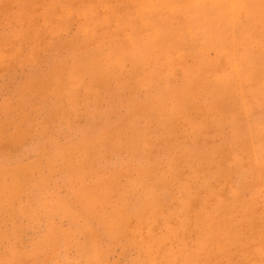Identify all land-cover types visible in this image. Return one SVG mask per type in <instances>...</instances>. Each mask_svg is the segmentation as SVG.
Returning <instances> with one entry per match:
<instances>
[{"label": "rangeland", "instance_id": "obj_1", "mask_svg": "<svg viewBox=\"0 0 264 264\" xmlns=\"http://www.w3.org/2000/svg\"><path fill=\"white\" fill-rule=\"evenodd\" d=\"M117 2L118 4H116ZM116 6L117 8H115ZM132 6L133 0H0V213L2 214H0V264H13L12 262H14V264H171L167 261L165 252L172 248L181 250L184 246L183 242L181 240L173 242L167 239L168 237H165L158 244H155L151 236L156 237L162 235L164 237L170 227L176 226L184 220L196 219L197 217L202 218L197 220L193 228L187 229L184 235L185 240L190 246L197 247V238L199 237L205 242L207 241V248L201 250L198 255H195L196 258H189L190 260L181 259L178 264H225V261L226 264H264V253H256L257 248H264V165H257V161L259 160L264 163L263 37H258L253 40L250 39L246 41L248 46L243 43L239 48L233 50L232 43L228 39L231 38L233 34L228 32L226 34L227 39L224 42L223 49L219 51L216 47H210L208 50H205V52L201 46L203 42L201 35L193 33V37L188 34L189 36L185 35V38L184 36L179 38L178 36L175 37V34H173L165 39V45L168 50L172 51V55H174L173 58L175 57V59H173L174 61L167 60L165 56H159L160 58L157 57L156 59L152 57L149 59L146 67L142 68L137 64L136 59H134V53H124V48H126L128 40L127 34H130V32L126 30L125 24H123V9L130 10ZM78 28L81 30H78ZM243 29V24L238 26L240 32H243ZM199 36L201 38H199ZM194 39L197 40L195 41ZM192 46L194 47L192 48ZM174 47L178 48V50ZM188 51L189 53H187ZM204 52L205 54H203ZM190 53L192 55L194 54V56H191ZM70 55L71 57H69ZM94 56L99 67L105 72L110 68L108 64H115L113 71L115 74L114 78H101V75L97 74L96 69L92 66ZM225 57L228 59H225ZM58 61L60 62L58 63ZM178 61L180 64H178ZM194 64L197 65V68L195 70L193 69L194 74L189 78V81H186L184 78L186 69ZM150 65H152V67ZM209 68L211 70H209ZM228 68H230L231 72ZM113 72L111 74L112 76ZM252 72L255 73L254 77L252 76L248 79L243 77V74L246 76L250 75ZM111 75L108 74V77H112ZM194 75H196V77ZM254 80L255 82H253ZM155 82L157 84H155ZM178 83H180V85H178ZM174 85L175 87L173 88ZM80 86H82V88ZM202 88H205L206 91ZM196 90L197 92H195ZM227 92L229 93L227 94ZM162 99L164 101H162ZM227 100L228 103L226 102ZM230 108H232V110ZM252 108L253 110H251ZM229 110L234 113H230ZM257 110L259 112H257ZM220 122L222 123L220 124ZM201 124L203 125L201 126ZM122 125H124V127ZM146 130L147 132H145ZM148 130L150 132H148ZM216 131L218 132L216 133ZM242 131L245 134H243ZM246 132L250 133L246 134ZM226 133L228 134L226 135ZM227 140L231 143L227 142ZM117 141L119 143H117ZM212 143H214V145H212ZM93 147H95V149ZM206 149H208V151ZM45 151H47V153ZM70 151L73 154H71ZM77 156H79V158ZM212 159H214V162ZM247 159L250 160L248 161ZM232 162L235 163L232 164ZM58 170L59 173H56ZM8 173L12 175L10 174L9 176ZM92 176H94V178ZM163 178L165 179L163 180ZM38 180L41 181L39 182ZM42 182L46 185L42 184ZM192 182L195 183L193 184ZM74 187L75 189H73ZM187 187H189V189ZM23 189L25 191H23ZM97 189H99V191ZM117 203H119V205ZM45 204L47 207H45ZM150 204H158L161 206L160 214L151 219L152 221L150 220V223L147 222V225L139 224L137 220L138 213L140 212L143 217L146 215L149 216ZM78 205L79 207H77ZM22 207L25 209H22ZM52 207L55 209H52ZM77 209H79L80 212ZM208 209L209 211H207ZM117 210H123L125 212L126 220L122 223L119 230L116 231L118 233H112L110 230L113 224L112 218ZM69 211L75 215L72 216ZM205 213L207 217L203 219ZM208 217H210V219ZM229 217L232 219L230 218V220ZM78 218H80V220ZM239 220H241V222H238ZM62 223L64 224L62 225ZM235 223L237 224L235 225ZM47 227L48 229H46ZM94 227L99 231L97 232ZM226 232L227 236L225 234ZM22 238L24 240H22ZM212 239L215 240L214 246L210 244V240ZM83 252H85V254ZM199 255H201L200 258L198 257ZM77 256L79 257L77 258ZM219 258L223 259L219 260ZM205 260L206 263H204Z\"/></svg>", "mask_w": 264, "mask_h": 264}, {"label": "bare ground", "instance_id": "obj_2", "mask_svg": "<svg viewBox=\"0 0 264 264\" xmlns=\"http://www.w3.org/2000/svg\"><path fill=\"white\" fill-rule=\"evenodd\" d=\"M25 1V0H24ZM119 1V0H118ZM131 1V0H130ZM41 2V1H40ZM44 2V1H43ZM43 2H42V4H43ZM127 2V1H126ZM33 3V2H32ZM47 3V2H46ZM82 3V2H81ZM86 3V2H85ZM129 3V2H128ZM38 4V3H37ZM36 4V5H37ZM80 4V3H79ZM116 4H118V2L116 3ZM123 4V3H122ZM126 4V3H125ZM109 5H110V3H109ZM82 6V5H81ZM98 6V5H97ZM127 6V5H126ZM125 6V7H126ZM28 7V6H27ZM63 7V6H62ZM23 8V7H22ZM56 8V7H55ZM59 8V7H58ZM113 8V7H112ZM115 8H117V6L115 7ZM120 8V7H119ZM131 8V7H130ZM42 9V8H41ZM44 9V8H43ZM50 9V8H49ZM103 9V8H102ZM31 10V9H30ZM115 10V9H114ZM49 11V10H48ZM57 11V10H56ZM96 11V10H95ZM110 11V10H109ZM59 12V11H58ZM122 12V11H121ZM121 12H120V14H121ZM43 13V12H42ZM66 13V12H65ZM108 13V12H107ZM115 13V12H114ZM79 14V13H78ZM97 14H98V12H97ZM110 14V13H109ZM112 14H113V12H112ZM48 16V15H47ZM114 16V15H113ZM82 17V16H81ZM102 17V16H101ZM118 17V16H117ZM123 18H124V23L123 24H125V27H126V30H128L129 32H130V34H127V36H128V40H127V44H126V48H124V53L125 52H130L131 54L132 53H134V55H133V57H135L134 59H136V62H137V64L140 66V67H142V68H145L146 67V65L148 64V61H149V59L150 58H157V57H159V56H165L166 57V59L167 60H173V59H175V57L173 58V56L174 55H172V51H170V50H168L166 47V41H165V39L166 38H168L169 36H171V35H173V34H175V37L176 36H178L179 38H182L183 36H184V38H185V35H190V36H192L193 37V33H197L198 35H201L202 36V39H203V42L201 43V46H202V48H203V50L205 51V50H208V48H210V47H216L217 49H219V51L221 50V49H223V46H224V42H225V40L227 39V33L228 32H231L233 35H232V37L231 38H228L230 41H231V43H232V46H233V50L234 49H237V48H239V46L240 45H242L243 43H245L246 44V41H248V40H253V39H255V38H258V37H263V39H264V0H133V6H132V8L130 9V10H125V9H123V16H122ZM43 18V17H42ZM80 18V17H79ZM52 19H53V17H52ZM62 19V18H61ZM102 19V18H101ZM111 19V18H110ZM44 20V19H43ZM55 20V19H54ZM59 20V19H58ZM104 20V19H103ZM42 21V20H41ZM48 21V20H47ZM94 21V20H93ZM67 23V22H66ZM71 23V22H70ZM58 24V23H57ZM99 24H101V23H99ZM241 24H243V26H244V29H243V32H240L239 30H238V26L239 25H241ZM104 25V24H103ZM107 25V24H106ZM50 27H52V26H50ZM97 27H98V25H97ZM124 27V28H125ZM242 27V26H241ZM58 28H59V26H58ZM102 28V27H101ZM117 29V28H116ZM62 30V29H61ZM78 30H81V29H79L78 28ZM95 30V29H94ZM105 30V29H104ZM34 31V30H33ZM63 31V30H62ZM77 31V30H76ZM112 32V31H111ZM117 32V31H116ZM74 33V32H73ZM77 33V32H76ZM84 33V32H83ZM99 33V32H98ZM104 33V32H103ZM115 33V32H114ZM72 34V33H71ZM91 34V33H90ZM105 34V33H104ZM109 34V33H108ZM25 35V34H24ZM120 35V34H119ZM188 35V36H189ZM58 36V35H57ZM89 36V35H88ZM104 36H106V35H104ZM53 37H55V36H53ZM77 37V36H76ZM90 37V36H89ZM230 37V36H229ZM44 38V37H43ZM59 38V37H58ZM99 38V37H98ZM100 38H101V36H100ZM118 38V37H117ZM116 38V39H117ZM199 38H201L200 36H199ZM23 39V38H22ZM56 39V38H55ZM81 39V38H80ZM90 39V38H89ZM173 39V38H172ZM178 39V38H177ZM76 40V39H75ZM98 40V39H97ZM96 40V41H97ZM108 40H110V39H108ZM179 40H181V39H179ZM195 40V39H194ZM197 40V39H196ZM195 40V41H196ZM12 41V40H11ZM57 41H60V40H57ZM187 41V40H186ZM263 41V40H262ZM42 42V41H41ZM69 42V41H68ZM73 42V41H72ZM103 42V41H102ZM175 42H176V38H175ZM255 42V41H254ZM26 43V42H25ZM24 43V44H25ZM120 43V42H119ZM251 43V42H250ZM81 44V43H80ZM79 44V45H80ZM98 44V43H97ZM175 44V43H174ZM195 44V43H194ZM200 44V43H199ZM229 44H230V42H229ZM264 44V43H263ZM13 45V44H12ZM102 45V44H101ZM177 45H178V43H177ZM176 45V46H177ZM197 45V44H196ZM247 46H248V44H246ZM250 45V44H249ZM20 46V45H19ZM50 46V45H49ZM65 46V45H64ZM88 46V45H87ZM201 46H200V48H201ZM227 46V45H226ZM251 46V45H250ZM16 47V46H15ZM57 47V46H56ZM60 47H62V46H60ZM122 47V46H121ZM183 47V46H182ZM190 47H191V45H190ZM194 46H192V48H193ZM198 47V46H197ZM261 47V46H260ZM263 47V46H262ZM72 48V47H71ZM70 48V49H71ZM75 48V47H74ZM78 48V47H77ZM176 50H178V48H176V47H174ZM187 48V47H186ZM227 48V47H226ZM253 48H255V47H253ZM53 49V48H52ZM69 49V48H68ZM67 49V50H68ZM116 49H118V48H116ZM172 49V48H171ZM188 49V48H187ZM190 49V48H189ZM262 49V48H261ZM64 50V49H63ZM192 50V49H191ZM199 50V49H198ZM210 50V49H209ZM226 50V49H225ZM13 51V50H12ZM73 51V50H72ZM213 51V50H212ZM227 51V50H226ZM230 51V50H229ZM246 51V50H245ZM257 51V50H256ZM63 52V51H62ZM121 52V51H120ZM123 52V51H122ZM194 52V51H193ZM197 53H199L198 51H196ZM206 52V51H205ZM205 52L203 53V54H205ZM211 52V51H210ZM234 52V51H233ZM248 52V51H247ZM75 53H76V51H75ZM116 53V52H115ZM118 53V52H117ZM130 53H127V54H130ZM136 53H137V56H136ZM187 53H189V51L187 52ZM14 54V53H13ZM98 54V53H97ZM178 54V53H177ZM181 54V53H180ZM186 54V53H185ZM191 54V53H190ZM202 54V55H203ZM213 54V53H212ZM218 54V53H217ZM219 54H221V53H219ZM246 54V53H245ZM35 55V54H34ZM57 55V54H56ZM76 55V54H75ZM207 55V54H206ZM227 55V54H226ZM240 55V54H239ZM250 55V54H249ZM35 56H37V55H35ZM58 56V55H57ZM100 56V55H99ZM119 56V55H118ZM129 56V55H128ZM191 56H194V54L192 55L191 54ZM197 56H198V54H197ZM222 56H224V55H222ZM230 56H232V55H230ZM69 57H71V55L69 56ZM107 57V56H106ZM185 57V56H184ZM199 57V56H198ZM227 57V56H226ZM225 57V59H228V58H226ZM249 57V56H248ZM264 57V56H263ZM77 58V57H76ZM94 58V61L92 62V66H93V68H95L96 69V71H97V74L98 75H101L100 77L101 78H114V67H115V64H113V63H110V64H108L109 66H110V68L108 69V70H106V72L104 71V70H102L100 67H99V65H98V63L95 61V56L93 57ZM102 58V57H101ZM108 58V57H107ZM119 58V57H118ZM132 58V57H131ZM130 58V59H131ZM160 58V57H159ZM193 58V57H192ZM197 58V57H196ZM207 58V57H206ZM57 59V58H56ZM72 59H74V58H72ZM122 59V58H121ZM204 59V58H203ZM220 59V58H219ZM230 59V58H229ZM254 59V58H253ZM64 60H66V59H64ZM80 60V59H79ZM118 60V59H117ZM158 60V59H157ZM165 60V59H164ZM177 60H178V58H177ZM176 60V61H177ZM188 60V59H187ZM233 60V59H232ZM231 60V61H232ZM244 60V59H243ZM68 61V60H67ZM92 61V60H91ZM98 61V60H97ZM134 61V60H133ZM163 61V60H162ZM174 61V60H173ZM183 61V60H182ZM204 61V60H203ZM217 61V60H216ZM229 61V60H228ZM228 61H227V66H228ZM60 61H58V63H59ZM62 62V61H61ZM73 62V61H72ZM81 62V61H80ZM86 62V61H85ZM104 62V61H103ZM155 62V61H154ZM158 62V61H157ZM179 62V61H178ZM177 62V63H178ZM183 62H185V61H183ZM198 62V61H197ZM207 62H209V61H207ZM243 62V61H242ZM246 62H247V60H246ZM245 62V63H246ZM262 62V61H261ZM102 63V62H101ZM206 63V62H205ZM211 63V62H210ZM217 63V62H216ZM219 63V62H218ZM244 63V64H245ZM60 64H62V63H60ZM64 64H65V62H64ZM89 64V63H88ZM169 64V63H168ZM178 64H180V62L178 63ZM192 64H193V62H192ZM197 64V63H196ZM264 64V63H263ZM58 65V64H57ZM121 65V64H120ZM122 65H123V63H122ZM203 65V64H202ZM215 65H217V64H215ZM222 65V64H221ZM231 65V64H230ZM251 65V64H250ZM56 66V65H55ZM74 66H76V65H74ZM151 67H152V65H150ZM181 66V65H180ZM186 66V65H185ZM204 66V65H203ZM207 66V65H206ZM234 66V65H233ZM241 66V65H240ZM245 66V65H244ZM259 66V65H258ZM68 67H69V65H68ZM80 67V66H79ZM104 67V66H103ZM106 67V66H105ZM132 67V66H131ZM188 67V66H187ZM205 67V66H204ZM226 67V66H225ZM239 67V66H238ZM66 68V67H65ZM92 68V67H91ZM169 68V67H168ZM182 68V67H181ZM186 68V67H185ZM197 68V65H193V66H191L190 68H187L186 69V74H184V78H185V80L186 81H189V78L194 74L193 72H194V70ZM199 68V67H198ZM224 68V67H223ZM79 69V68H78ZM86 69H87V67H86ZM120 69V68H119ZM126 69H128V68H126ZM135 69V68H134ZM175 69V68H174ZM184 69V68H183ZM194 69V70H193ZM216 69H218V68H216ZM222 69V68H221ZM221 69H220V71H221ZM229 69V71H230V68H228ZM243 69V68H242ZM58 70V69H57ZM69 70V69H68ZM88 70V69H87ZM116 70V69H115ZM124 70V69H123ZM122 70V71H123ZM132 70V69H131ZM150 70V69H149ZM159 70V69H158ZM177 70V69H176ZM208 70V69H207ZM209 70H211L210 68H209ZM239 70H241V69H239ZM238 70V71H239ZM256 70V69H255ZM60 71V70H59ZM135 71V70H134ZM133 71V72H134ZM185 71V70H184ZM225 71V70H224ZM234 71H236V70H234ZM67 72V71H66ZM79 72H80V70H79ZM112 72H113V76L111 75L112 74ZM152 72H153V69H152ZM170 72V71H169ZM168 72V73H169ZM178 72V71H177ZM182 72V71H181ZM180 72V73H181ZM207 72V71H206ZM223 72V71H222ZM231 72V71H230ZM244 72H246V71H244ZM257 72H258V70H257ZM256 72V73H257ZM261 72H263V71H261ZM120 73V72H119ZM155 73V72H154ZM154 73H152V74H154ZM167 73V72H166ZM171 73H172V71H171ZM247 73V72H246ZM39 74V73H38ZM71 74V73H70ZM69 74V75H70ZM81 74V73H80ZM108 74L109 75H111L112 77H108ZM143 74V73H142ZM165 74V73H164ZM163 74V75H164ZM179 74V73H178ZM206 74V73H205ZM204 74V75H205ZM210 74V73H209ZM249 74V73H248ZM67 75V74H66ZM69 75H68V77H69ZM117 75V74H116ZM135 75H136V73H135ZM144 75V74H143ZM142 75V76H143ZM176 75V74H175ZM197 75V74H196ZM196 75H194L195 77H196ZM245 74H243V77L244 78H249V77H254V75H255V73H251L250 75H246V76H244ZM257 75V74H256ZM258 75H259V73H258ZM263 75H264V73H263ZM60 76V75H59ZM78 76V75H77ZM83 76V75H82ZM138 76V75H137ZM141 76V75H140ZM145 76V75H144ZM182 76V75H181ZM222 76V75H221ZM229 76V75H228ZM235 76V75H234ZM238 76V75H237ZM241 76V75H240ZM32 77V76H31ZM57 77V76H56ZM134 77V76H133ZM150 77V76H149ZM232 77V76H231ZM92 78H94V77H92ZM126 78V77H125ZM135 78V77H134ZM141 78V77H140ZM145 78V77H144ZM151 78V77H150ZM169 78V77H168ZM173 78V77H172ZM205 78H207V77H205ZM213 78V77H212ZM238 78V77H237ZM256 78V77H255ZM257 78H258V76H257ZM260 78V77H259ZM67 79V78H66ZM137 79V78H136ZM156 79V78H155ZM162 79V78H161ZM166 79V78H165ZM175 79V78H174ZM179 79V78H178ZM196 79V78H195ZM209 79H210V77H209ZM215 79V78H214ZM236 79V78H235ZM241 79H242V77H241ZM100 80V79H99ZM142 80V79H141ZM208 80V79H207ZM211 80V79H210ZM48 81V80H47ZM70 81V80H69ZM82 81V80H81ZM94 81V80H93ZM120 81V80H119ZM118 81V82H119ZM150 81V80H149ZM174 81V80H173ZM183 81V80H182ZM185 81V82H186ZM203 81V80H202ZM222 81V80H221ZM232 81V80H231ZM241 81V80H240ZM243 81V80H242ZM247 81V80H246ZM252 81V80H251ZM258 81V80H257ZM260 81V80H259ZM99 82V81H98ZM121 82V81H120ZM210 82V81H209ZM216 82V81H215ZM217 82H219V81H217ZM249 82V81H248ZM253 82H255V80L253 81ZM252 82V83H253ZM261 82V81H260ZM92 83V82H91ZM107 83V82H106ZM117 83V82H116ZM122 83V82H121ZM137 83V82H136ZM152 83V82H151ZM187 83V82H186ZM207 83H208V81H207ZM212 83V82H211ZM228 83V82H227ZM247 83V82H246ZM87 84V83H86ZM108 84V83H107ZM117 84H120V83H117ZM116 84V85H117ZM155 84H157L156 82H155ZM177 84V83H176ZM184 84V83H183ZM201 84V83H200ZM203 84V83H202ZM221 84V83H220ZM224 84V83H223ZM229 84V83H228ZM244 84V83H243ZM258 84V83H257ZM83 85H85V84H83ZM89 85H90V83H89ZM123 85V84H122ZM129 85V84H128ZM134 85V84H133ZM151 85V84H150ZM160 85V84H159ZM178 85H180V83H178ZM181 85H182V83H181ZM225 85V84H224ZM231 85V84H230ZM229 85V86H230ZM245 85V84H244ZM249 85V84H248ZM261 85V84H260ZM23 86V85H22ZM25 86V85H24ZM92 86V85H91ZM95 86V85H94ZM100 86V85H99ZM111 86V85H110ZM172 86V85H171ZM177 86V85H176ZM197 86V85H196ZM221 86V85H220ZM226 86V85H225ZM228 86V85H227ZM232 86V85H231ZM230 86V87H231ZM257 86V85H256ZM65 87V86H64ZM79 87V86H78ZM81 88H82V86H80ZM108 87V86H107ZM124 87V86H123ZM127 87V86H126ZM144 87H146V86H144ZM175 87V85L173 86V88ZM195 87V86H194ZM200 87H201V85H200ZM208 87V86H207ZM210 87H211V85H210ZM242 87V86H241ZM89 88H91V87H89ZM156 88V87H155ZM161 88V87H160ZM177 88V87H176ZM197 88H199V87H197ZM227 88V87H226ZM234 88V87H233ZM246 88V87H245ZM65 89V88H64ZM77 89V88H76ZM123 89H125V88H123ZM145 89V88H144ZM179 89V88H178ZM189 89V88H188ZM202 89H204L205 90V88H202ZM202 89H201V91H202ZM210 89V88H209ZM216 89V88H215ZM223 89V88H222ZM231 89V88H230ZM262 89V88H261ZM264 89V88H263ZM59 90V89H58ZM66 90V89H65ZM64 90V91H65ZM91 90V89H90ZM116 90V89H115ZM127 90V89H126ZM151 90V89H150ZM211 90V89H210ZM236 90H237V88H236ZM235 90V91H236ZM239 90V89H238ZM15 91V90H14ZM63 91V92H64ZM82 91V90H81ZM128 91V90H127ZM130 91V90H129ZM141 91H142V89H141ZM140 91V92H141ZM154 91H156V90H154ZM158 91V90H157ZM192 91V90H191ZM206 91V90H205ZM215 91V90H214ZM227 91V90H226ZM230 91V90H229ZM243 91V90H242ZM260 91V90H259ZM15 92H17V91H15ZM194 92V91H193ZM195 92H197V90L195 91ZM232 92V91H231ZM247 92V91H246ZM257 92H258V90H257ZM24 93V92H23ZM34 93V92H33ZM111 93V92H110ZM138 93V92H137ZM145 93H146V91H145ZM213 93V92H212ZM217 93H219V92H217ZM220 93H221V91H220ZM219 93V94H220ZM229 92H227V94H228ZM242 93V92H241ZM240 93V94H241ZM254 93V92H253ZM21 94V93H20ZM19 94V95H20ZM49 94V93H48ZM52 94V93H51ZM60 94V93H59ZM84 94V93H83ZM91 94V93H90ZM171 94V93H170ZM187 94V93H186ZM197 94V93H196ZM231 94H235V93H231ZM44 95V94H43ZM76 95V94H75ZM102 95V94H101ZM100 95V96H101ZM110 95V94H109ZM130 95V94H129ZM166 95V94H165ZM164 95V96H165ZM175 95V94H174ZM189 95V94H188ZM221 95V94H220ZM224 95V94H223ZM226 95V94H225ZM250 95V94H249ZM255 95V94H254ZM258 95V94H257ZM261 95V94H260ZM22 96V95H21ZM63 96V95H62ZM74 96V95H73ZM72 96V97H73ZM84 96V95H83ZM87 96V95H86ZM104 96V95H103ZM106 96V95H105ZM126 96V95H125ZM137 96V95H136ZM151 96V95H150ZM150 96H149V98H150ZM184 96V95H183ZM218 96V95H217ZM229 96V95H228ZM248 96V95H247ZM50 97V96H49ZM81 97V96H80ZM138 97V96H137ZM152 97V96H151ZM170 97V96H169ZM199 97V96H198ZM220 97V96H219ZM232 97V96H231ZM250 97V96H249ZM260 97V96H259ZM130 98V97H129ZM134 98V97H133ZM157 98H160V97H157ZM161 98H162V96H161ZM164 98V97H163ZM195 98V97H194ZM214 98V97H213ZM227 98V97H226ZM253 98V97H252ZM262 98H263V96H262ZM62 99V98H61ZM100 99V98H99ZM182 99V98H181ZM201 99V98H200ZM220 99V98H219ZM224 99V98H223ZM223 99H221V100H223ZM241 99V98H240ZM249 99V98H248ZM257 99H258V97H257ZM260 99V98H259ZM46 100H47V98H46ZM154 100V99H153ZM194 100V99H193ZM210 100V99H209ZM216 100V99H215ZM233 100V99H232ZM242 100H243V98H242ZM250 100H252V99H250ZM99 101V100H98ZM101 101V100H100ZM129 101V100H128ZM143 101V100H142ZM162 101H164L163 99H162ZM181 101V100H180ZM186 101V100H185ZM237 101V100H236ZM263 101V100H262ZM141 102V101H140ZM144 102V101H143ZM204 102V101H203ZM211 102V101H210ZM214 102V101H213ZM213 102H212V104H213ZM220 102V101H219ZM222 102V101H221ZM227 103H228V100L226 101ZM249 102V101H248ZM264 102V101H263ZM70 103V102H69ZM72 103V102H71ZM112 103V102H111ZM123 103H124V101H123ZM122 103V104H123ZM137 103V102H136ZM148 103V102H147ZM215 103V102H214ZM231 103V102H230ZM234 103H235V100H234ZM240 103V102H239ZM140 104V103H139ZM143 104V103H142ZM200 104V103H199ZM201 104H202V102H201ZM226 104V103H225ZM257 104V103H256ZM64 105V104H63ZM120 105V104H119ZM171 105V104H170ZM169 105V106H170ZM219 105H220V103H219ZM219 105H216V106H219ZM227 105V104H226ZM230 105V104H229ZM244 105V104H243ZM264 105V104H263ZM44 106V105H43ZM62 106V105H61ZM122 106V105H121ZM137 106H138V104H137ZM208 106V105H207ZM213 106V105H212ZM215 106V107H216ZM222 106V105H221ZM224 106V105H223ZM237 106V105H236ZM46 107V106H45ZM85 107V106H84ZM133 107V106H132ZM173 107V106H172ZM231 107H233V106H231ZM115 108H117V107H115ZM207 108V107H206ZM211 108V107H210ZM46 109H47V107H46ZM56 109V108H55ZM73 109V108H72ZM105 109V108H104ZM129 109H131V108H129ZM151 109V108H150ZM189 109V108H188ZM195 109V108H194ZM225 109V108H224ZM231 110H232V108H230ZM257 109V108H256ZM52 110V109H51ZM57 110V109H56ZM71 110V109H70ZM97 110V109H96ZM121 110V109H120ZM170 110V109H169ZM168 110V111H169ZM193 110V109H192ZM191 110V111H192ZM208 110V109H207ZM226 110V109H225ZM234 110V109H233ZM243 110H244V108H243ZM248 110V109H247ZM251 110H253V108L251 109ZM258 110H260V109H258ZM257 110V112H259ZM92 111H93V109H92ZM118 111V110H117ZM173 111V110H172ZM174 111H175V109H174ZM200 111V110H199ZM202 111V110H201ZM209 111V110H208ZM212 111V110H211ZM235 111V110H234ZM256 110L254 109V112H255ZM57 112V111H56ZM177 112V111H176ZM229 112H230V110H229ZM241 112V111H240ZM139 113V112H138ZM174 113V112H173ZM172 113V114H173ZM183 113V112H182ZM195 113H197V112H195ZM209 113V112H208ZM221 113V112H220ZM230 113H234V112H230ZM248 113V112H247ZM256 113V112H255ZM65 114V113H64ZM70 114V113H69ZM91 114V113H90ZM95 114V113H94ZM117 114V113H116ZM119 114V113H118ZM124 114V113H123ZM184 114V113H183ZM223 114V113H222ZM236 114H238V113H236ZM251 114V113H250ZM249 114V115H250ZM260 114V113H259ZM30 115V114H29ZM53 115V114H52ZM58 115V114H57ZM130 115V114H129ZM147 115V114H146ZM228 115V114H227ZM242 115H243V113H242ZM255 115V114H254ZM254 115H253V118H254ZM25 116V115H24ZM54 116V115H53ZM63 116H65V115H63ZM120 116V115H119ZM118 116V117H119ZM145 116V115H144ZM144 116H142V117H144ZM161 116H163V115H161ZM175 116V115H174ZM173 116V117H174ZM180 116V115H179ZM201 116V115H200ZM208 116V115H207ZM213 116V115H212ZM224 116H226V115H224ZM237 116V115H236ZM256 116V115H255ZM46 117V116H45ZM55 117H57V116H55ZM106 117V116H105ZM164 117V116H163ZM162 117V118H163ZM218 117V116H217ZM227 117V116H226ZM229 117V116H228ZM48 118H50V117H48ZM157 118V117H156ZM234 118H235V116H234ZM243 118V117H242ZM32 119V118H31ZM72 119V118H71ZM113 119V118H112ZM200 119V118H199ZM226 119V118H225ZM240 119H241V117H240ZM26 120V119H25ZM50 120V119H49ZM84 120V119H83ZM134 120V119H133ZM198 120V119H197ZM216 120H218V119H216ZM259 120V119H258ZM43 121V120H42ZM70 121V120H69ZM74 121V120H73ZM110 121V120H109ZM135 121V120H134ZM150 121V120H149ZM193 121V120H192ZM202 121V120H201ZM208 121V120H207ZM242 121V120H241ZM35 122V121H34ZM41 122V121H40ZM83 122V121H82ZM204 122V121H203ZM230 122V121H229ZM235 122H236V119H235ZM243 122V121H242ZM44 123V122H43ZM47 123V122H46ZM123 123V122H122ZM138 123V122H137ZM153 123V122H152ZM193 123H194V121H193ZM197 123V122H196ZM199 123V122H198ZM208 123V122H207ZM212 123V122H211ZM219 123V122H218ZM217 123V124H218ZM222 122H220V124H221ZM240 123V122H239ZM264 123V122H263ZM20 124V123H19ZM32 124V123H31ZM70 124V123H69ZM100 124V123H99ZM115 124V123H114ZM33 125V124H32ZM43 125V124H42ZM96 125V124H95ZM106 125V124H105ZM153 125H154V123H153ZM158 125V124H157ZM156 125V126H157ZM161 125V124H160ZM203 124H201V126H202ZM210 125V124H209ZM248 125V124H247ZM261 125V124H260ZM74 126V125H73ZM93 126V125H92ZM91 126V127H92ZM123 127H124V125H122ZM196 126V125H195ZM214 126V125H213ZM220 126V125H219ZM238 126V125H237ZM47 127V126H46ZM110 127V126H109ZM200 127V126H199ZM206 127V126H205ZM224 127V126H223ZM39 128V127H38ZM43 128V127H42ZM92 128H94V127H92ZM102 128V127H101ZM133 128V127H132ZM131 128V129H132ZM135 128V127H134ZM237 128V127H236ZM245 128V127H244ZM247 128V127H246ZM251 128V127H250ZM21 129V128H20ZM28 129V128H27ZM34 129V128H33ZM49 129V128H48ZM111 129V128H110ZM118 129V128H117ZM116 129V130H117ZM120 129V128H119ZM142 129V128H141ZM214 129V128H213ZM217 129V128H216ZM222 129V128H221ZM230 129V128H229ZM243 129V128H242ZM260 129V128H259ZM81 130H83V129H81ZM105 130V129H104ZM114 130V129H113ZM125 130H127V129H125ZM163 130V129H162ZM199 130V129H198ZM237 130V129H236ZM31 131V130H30ZM35 131H36V128H35ZM52 131V130H51ZM141 131V130H140ZM159 131V130H158ZM220 131V130H219ZM238 131V130H237ZM246 131V130H245ZM249 131V130H248ZM255 131V130H254ZM261 131H263V130H261ZM55 132V131H54ZM53 132V133H54ZM96 132V131H95ZM103 132V131H102ZM120 132V131H119ZM143 132V131H142ZM141 132V133H142ZM145 132H147V130L145 131ZM148 132H150L149 130H148ZM183 132V131H182ZM191 132H192V130H191ZM201 132V131H200ZM209 132V131H208ZM214 132V131H213ZM218 131H216V133H217ZM243 132V131H242ZM259 132V131H258ZM96 133H99V132H96ZM132 133V132H131ZM144 133V132H143ZM152 133V132H151ZM190 133V132H189ZM198 133V132H197ZM225 133V132H224ZM237 133V132H236ZM250 132H246V134H249ZM15 134V133H14ZM29 134V133H28ZM44 134V133H43ZM114 134H116V133H114ZM134 134H136V133H134ZM157 134V133H156ZM159 134V133H158ZM161 134V133H160ZM205 134V133H204ZM212 134V133H211ZM228 133H226V135H227ZM242 134V133H241ZM240 134V135H241ZM243 134H245L244 132H243ZM254 134H255V132H254ZM261 134V133H260ZM25 135V134H24ZM39 135V134H38ZM41 135H42V132H41ZM91 135V134H90ZM94 135V134H93ZM98 135V134H97ZM105 135V134H104ZM200 135V134H199ZM209 135V134H208ZM225 135V136H226ZM238 135V134H237ZM250 135H252V134H250ZM257 135V134H256ZM20 136V135H19ZM52 136V135H51ZM99 136H101V135H99ZM113 136V135H112ZM133 136H136V135H133ZM25 137V136H24ZM89 137V136H88ZM118 137H120V136H118ZM125 137V136H124ZM160 137V136H159ZM222 137V136H221ZM234 137H235V135H234ZM233 137V138H234ZM236 137H238V136H236ZM250 137V136H249ZM257 137V136H256ZM261 137V136H260ZM16 138V137H15ZM58 138V137H57ZM90 138V137H89ZM111 138V137H110ZM115 138V137H114ZM215 138V137H214ZM213 138V139H214ZM219 138V137H218ZM240 138V137H239ZM258 138V137H257ZM262 138V137H261ZM261 138H259V139H261ZM85 139V138H84ZM125 139V138H124ZM130 139V138H129ZM139 139H140V137H139ZM152 139V138H151ZM159 139V138H158ZM176 139V138H175ZM246 139V138H245ZM19 140V139H18ZM113 140V139H112ZM187 140V139H186ZM196 140V139H195ZM228 140H229V137H228ZM227 140V142H229ZM238 140V139H237ZM243 140V139H242ZM29 141V140H28ZM47 141V140H46ZM54 141V140H53ZM75 141V140H74ZM124 141V140H123ZM158 141V140H157ZM205 141V140H204ZM203 141V142H204ZM233 141V140H232ZM247 141V140H246ZM257 141H258V139H257ZM256 141V142H257ZM30 142V141H29ZM67 142V141H66ZM76 142V141H75ZM81 142V141H80ZM88 142V141H87ZM91 142V141H90ZM100 142V141H99ZM179 142V141H178ZM189 142H190V140H189ZM212 142H214V141H212ZM219 142V141H218ZM217 142V143H218ZM226 142V141H225ZM238 142V141H237ZM242 142V141H241ZM240 142V143H241ZM264 142V141H263ZM262 142V143H263ZM21 143V142H20ZM48 143V142H47ZM74 143V142H73ZM105 143V142H104ZM117 143H119L118 141H117ZM128 143V142H127ZM130 143V142H129ZM132 143V142H131ZM149 143V142H148ZM208 143V142H207ZM229 143H231V142H229ZM233 143V142H232ZM246 143V142H245ZM14 144V143H13ZM65 144V143H64ZM83 144V143H82ZM81 144V145H82ZM126 144V143H125ZM147 144V143H146ZM151 144V143H150ZM198 144V143H197ZM234 144V143H233ZM242 144V143H241ZM259 144V143H258ZM257 144V145H258ZM43 145H44V143H43ZM52 145V144H51ZM60 145V144H59ZM68 145V144H67ZM120 145V144H119ZM122 145V144H121ZM129 145V144H128ZM134 145V144H133ZM136 145V144H135ZM164 145H166V144H164ZM178 145V144H177ZM184 145V144H183ZM190 145V144H189ZM212 145H214V143H212ZM247 145V144H246ZM251 145V144H250ZM47 146V145H46ZM65 146V145H64ZM73 146V145H72ZM80 146V145H79ZM87 146V145H86ZM105 146V145H104ZM163 146V145H162ZM173 146V145H172ZM187 146V145H186ZM200 146V145H199ZM203 146V145H202ZM205 146V145H204ZM203 146V147H204ZM221 146H222V144H221ZM229 146V145H228ZM240 146V145H239ZM54 147V146H53ZM85 147V146H84ZM109 147V146H108ZM138 147V146H137ZM143 147V146H142ZM179 147V146H178ZM198 147V146H197ZM206 147V146H205ZM45 148V147H44ZM48 148V147H47ZM62 148H64V147H62ZM94 149H95V147H93ZM105 148V147H104ZM116 148V147H115ZM128 148V147H127ZM148 148V147H147ZM154 148V147H153ZM152 148V149H153ZM209 148V147H208ZM211 148H212V146H211ZM213 148H214V146H213ZM216 148V147H215ZM222 148V147H221ZM232 148V147H231ZM238 148V147H237ZM249 148V147H248ZM68 149V148H67ZM74 149V148H73ZM80 149V148H79ZM82 149V148H81ZM106 149V148H105ZM162 149V148H161ZM227 149V148H226ZM239 149V148H238ZM250 149V148H249ZM262 149H263V147H262ZM71 150H72V147H71ZM84 150V149H83ZM91 150H93V149H91ZM132 150V149H131ZM136 150V149H135ZM143 150V149H142ZM164 150H166V149H164ZM175 150V149H174ZM182 150V149H181ZM196 150H198V149H196ZM207 151H208V149H206ZM215 150V149H214ZM231 150V149H230ZM264 150V149H263ZM58 151V150H57ZM61 151H62V149H61ZM66 151V150H65ZM74 151V150H73ZM133 151H134V149H133ZM172 151V150H171ZM222 151V150H221ZM220 151V152H221ZM224 151V150H223ZM245 151H247V150H245ZM249 151V150H248ZM250 151H251V149H250ZM41 152H42V150H41ZM46 153H47V151H45ZM49 152V151H48ZM71 152V151H70ZM115 152V151H114ZM123 152V151H122ZM131 152V151H130ZM140 152V151H139ZM155 152V151H154ZM153 152V153H154ZM161 152V151H160ZM168 152V151H167ZM177 152V151H176ZM217 152V151H216ZM225 152V151H224ZM228 152V151H227ZM45 153V154H46ZM75 153V152H74ZM86 153V152H85ZM96 153H97V151H96ZM128 153V152H127ZM152 153V154H153ZM203 153H205V152H203ZM214 153V152H213ZM226 153V152H225ZM246 153V152H245ZM50 154V153H49ZM71 154H73L72 152H71ZM70 154V155H71ZM76 154H78V153H76ZM82 154H84V153H82ZM89 154V153H88ZM109 154V153H108ZM135 154V153H134ZM133 154V155H134ZM152 154H151V156H152ZM164 154V153H163ZM184 154H185V152H184ZM195 154V153H194ZM202 154V153H201ZM253 154V153H252ZM55 155V154H54ZM95 155V154H94ZM131 155V154H130ZM146 155H147V153H146ZM166 155V154H165ZM172 155V154H171ZM175 155V154H174ZM187 155V154H186ZM226 155H227V153H226ZM225 155V156H226ZM260 155V154H259ZM41 156V155H40ZM73 156V155H72ZM86 156V155H85ZM105 156V155H104ZM110 156V155H109ZM138 156V155H137ZM141 156V155H140ZM139 156V157H140ZM144 156V155H143ZM173 156V155H172ZM183 156V155H182ZM187 156H189V155H187ZM193 156V155H192ZM202 156H203V154H202ZM210 156V155H209ZM214 156V155H213ZM221 156V155H220ZM223 156V155H222ZM224 156V157H225ZM244 156V155H243ZM247 156H248V154H247ZM250 156V155H249ZM50 157V156H49ZM78 158H79V156H77ZM92 157V156H91ZM228 157V156H227ZM36 158V157H35ZM42 158H43V155H42ZM50 158H52V157H50ZM54 158H56V157H54ZM53 158V159H54ZM66 158V157H65ZM82 158V157H81ZM95 158V157H94ZM134 158V157H133ZM165 158V157H164ZM170 158V157H169ZM188 158V157H187ZM200 158V157H199ZM204 158V157H203ZM230 158V157H229ZM242 158V157H241ZM247 158V157H246ZM260 158V157H259ZM62 159V158H61ZM70 159V158H69ZM83 159V158H82ZM91 159V158H90ZM89 159V160H90ZM92 159H93V157H92ZM102 159V158H101ZM110 159V158H109ZM222 159V158H221ZM235 159V158H234ZM261 159V158H260ZM63 160H64V158H63ZM95 160V159H94ZM98 160V159H97ZM149 160V159H148ZM165 160V159H164ZM170 160V159H169ZM204 160H205V158H204ZM213 160V162H214V159H212ZM216 160V159H215ZM219 160V159H218ZM217 160V161H218ZM228 160V159H227ZM233 160V159H232ZM237 160V159H236ZM248 160V159H247ZM250 160V159H249ZM248 160V161H249ZM62 161V160H61ZM146 161V160H145ZM171 161V160H170ZM175 161V160H174ZM193 161V160H192ZM223 161V160H222ZM42 162V161H41ZM80 162V161H79ZM78 162V163H79ZM95 162H97V161H95ZM172 162V161H171ZM191 162V161H190ZM207 162V161H206ZM211 162V161H210ZM209 162V163H210ZM220 162V161H219ZM252 162H253V160H252ZM32 163V162H31ZM62 163H63V161H62ZM66 163H68V162H66ZM66 163H64V164H66ZM73 163V162H72ZM153 163V162H152ZM167 163V162H166ZM173 163V162H172ZM178 163V162H177ZM176 163V164H177ZM180 163V162H179ZM183 163V162H182ZM221 163V162H220ZM235 163V162H234ZM233 162H232V164H234ZM255 163V162H254ZM17 164V163H16ZM29 164V163H28ZM38 164V163H37ZM36 164V165H37ZM46 164V163H45ZM48 164V163H47ZM80 164V163H79ZM91 164V163H90ZM147 164V163H146ZM145 164V165H146ZM149 164V163H148ZM154 164V163H153ZM175 164V163H174ZM189 164V163H188ZM202 164V163H201ZM214 164V163H213ZM224 164V163H223ZM231 164V163H230ZM237 164H239V163H237ZM242 164V163H241ZM14 165V164H13ZM35 165V164H34ZM54 165H56V164H54ZM62 165V164H61ZM87 165V164H86ZM158 165V164H157ZM191 165V164H190ZM209 165V164H208ZM212 165V164H211ZM257 165H259V166H262V165H264V163L262 162V161H257ZM12 166V165H11ZM91 166V165H90ZM94 166V165H93ZM97 166V165H96ZM124 166V165H123ZM129 166V165H128ZM156 166V165H155ZM176 166V165H175ZM182 166V165H181ZM187 166V165H186ZM226 166V165H225ZM241 166V165H240ZM240 166H238V167H240ZM22 167V166H21ZM44 167V166H43ZM55 167V166H54ZM58 167V166H57ZM131 167H132V165H131ZM139 167V166H138ZM195 167V166H194ZM201 167V166H200ZM257 167V166H256ZM20 168V167H19ZM18 168V169H19ZM52 168V167H51ZM50 168V169H51ZM66 168V167H65ZM76 168V167H75ZM91 168V167H90ZM133 168V167H132ZM171 168V167H170ZM183 168H184V166H183ZM188 168V167H187ZM204 168V167H203ZM210 168H211V166H210ZM254 168V167H253ZM13 169V168H12ZM49 169V168H48ZM64 169V168H63ZM69 169V168H68ZM79 169V168H78ZM87 169V168H86ZM113 169V168H112ZM119 169V168H118ZM140 169V168H139ZM192 169V168H191ZM236 169V168H235ZM237 169H239V168H237ZM7 170H8V168H7ZM20 170V169H19ZM45 170V169H44ZM61 170V169H60ZM92 170V169H91ZM156 170V169H155ZM168 170V169H167ZM173 170V169H172ZM210 170V169H209ZM261 170V169H260ZM10 171V170H9ZM102 171H104V170H102ZM120 171V170H119ZM163 171V170H162ZM199 171V170H198ZM244 171V170H243ZM15 172V171H14ZM17 172V171H16ZM39 172V171H38ZM59 173V170L58 171H56V173ZM89 172V171H88ZM87 172V173H88ZM94 172H95V170H94ZM97 172V171H96ZM221 172V171H220ZM47 173V172H46ZM73 173H75V172H73ZM137 173V172H136ZM143 173H145V172H143ZM212 173H213V171H212ZM244 173V172H243ZM9 174V173H8ZM11 174V173H10ZM10 174H9V176H10ZM26 174H27V172H26ZM37 174V173H36ZM39 174H41V173H39ZM55 174V173H54ZM165 174V173H164ZM168 174V173H167ZM199 174V173H198ZM218 174V173H217ZM223 174H224V172H223ZM225 174H226V172H225ZM5 175V174H4ZM12 175V174H11ZM101 175V174H100ZM182 175V174H181ZM188 175V174H187ZM195 175V174H194ZM193 175V176H194ZM201 175V174H200ZM199 175V176H200ZM207 175V174H206ZM17 176V175H16ZM69 176V175H68ZM75 176V175H74ZM96 176V175H95ZM104 176V175H103ZM102 176V177H103ZM108 176V175H107ZM163 176V175H162ZM165 176V175H164ZM168 176V175H167ZM220 176V175H219ZM246 176V175H245ZM255 176V175H254ZM5 177H6V175H5ZM12 177V176H11ZM10 177V178H11ZM78 177V176H77ZM93 178H94V176H92ZM177 177V176H176ZM197 177H198V175H197ZM216 177V176H215ZM224 177V176H223ZM262 177V176H261ZM3 178V177H2ZM18 178V177H17ZM49 178H50V176H49ZM70 178V177H69ZM108 178V177H107ZM149 178V177H148ZM232 178V177H231ZM249 178V177H248ZM25 179V178H24ZM31 179V178H30ZM72 179V178H71ZM76 179V178H75ZM99 179V178H98ZM130 179V178H129ZM134 179V178H133ZM147 179V178H146ZM165 178H163V180H164ZM195 179V178H194ZM202 179V178H201ZM214 179V178H213ZM250 179V178H249ZM262 179V178H261ZM4 180V179H3ZM35 180V179H34ZM42 180V179H41ZM40 180V181H41ZM54 180H56V179H54ZM59 180V179H58ZM113 180V179H112ZM125 180V179H124ZM135 180V179H134ZM203 180V179H202ZM248 180V179H247ZM1 181V180H0ZM39 181V180H38ZM39 181V182H40ZM87 181V180H86ZM172 181V180H171ZM217 181V180H216ZM225 181V180H224ZM256 181V180H255ZM4 182H5V180H4ZM27 182V181H26ZM46 182V181H45ZM83 182V181H82ZM94 182H97V181H94ZM159 182H161V181H159ZM186 182V181H185ZM195 182H197V181H195ZM194 182V183H195ZM251 182V181H250ZM253 182V181H252ZM264 182V181H263ZM14 183V182H13ZM28 183V182H27ZM56 183V182H55ZM63 183H66V182H63ZM84 183V182H83ZM178 183V182H177ZM193 183V182H192ZM193 183V184H194ZM35 184V183H34ZM36 184H37V182H36ZM42 184H45V183H43L42 182ZM70 184V183H69ZM122 184V183H121ZM133 184V183H132ZM148 184V183H147ZM258 184H260V183H258ZM33 185V184H32ZM46 185V184H45ZM44 185V186H45ZM50 185V184H49ZM77 185V184H76ZM217 185V184H216ZM220 185V184H219ZM7 186H8V184H7ZM34 186V185H33ZM37 186V185H36ZM39 186V185H38ZM54 186H57V185H54ZM71 186V185H70ZM113 186V185H112ZM130 186V185H129ZM160 186V185H159ZM166 186V185H165ZM174 186V185H173ZM189 186V185H188ZM250 186V185H249ZM255 186V185H254ZM262 186H263V184H262ZM2 187V186H1ZM98 187V186H97ZM119 187V186H118ZM204 187H205V185H204ZM260 187H261V185H260ZM3 188V187H2ZM48 188V187H47ZM71 188V187H70ZM173 188V187H172ZM171 188V189H172ZM188 189H189V187H187ZM193 188V187H192ZM217 188V187H216ZM30 189V188H29ZM50 189V188H49ZM73 189H75V187L73 188ZM86 189V188H85ZM100 189V188H99ZM99 189H97L98 191H99ZM104 189V188H103ZM102 189V190H103ZM105 189H107V188H105ZM174 189V188H173ZM186 189V188H185ZM185 189H183V190H185ZM254 189V188H253ZM1 190V189H0ZM27 190V189H26ZM32 190V189H31ZM91 190V189H90ZM96 190V191H97ZM130 190V189H129ZM136 190H137V188H136ZM176 190V189H175ZM193 190H195V189H193ZM199 190V189H198ZM217 190V189H216ZM232 190V189H231ZM236 190V189H235ZM256 190H257V188H256ZM261 190V189H260ZM23 191H25L24 189H23ZM28 191V190H27ZM126 191V190H125ZM263 191V190H262ZM43 192V191H42ZM56 192V191H55ZM92 192V191H91ZM117 192H118V190H117ZM121 192V191H120ZM141 192V191H140ZM184 192V191H183ZM193 192V191H192ZM198 192V191H197ZM212 192V191H211ZM220 192V191H219ZM229 192V191H228ZM50 193V192H49ZM57 193V192H56ZM97 193V192H96ZM119 193V192H118ZM199 193V192H198ZM236 193V192H235ZM55 194V193H54ZM59 194V193H58ZM74 194V193H73ZM72 194V195H73ZM86 194V193H85ZM107 194V193H106ZM127 194V193H126ZM133 194V193H132ZM161 194V193H160ZM224 194V193H223ZM222 194V195H223ZM153 195V194H152ZM159 195V194H158ZM207 195V194H206ZM212 195V194H211ZM219 195V194H218ZM221 195V196H222ZM242 195V194H241ZM4 196V195H3ZM48 196V195H47ZM58 196H61V195H58ZM79 196V195H78ZM87 196V195H86ZM115 196V195H114ZM154 196V195H153ZM162 196V195H161ZM173 196V195H172ZM198 196H200V195H198ZM40 197H41V195H40ZM55 197H56V195H55ZM64 197V196H63ZM62 197V198H63ZM117 197V196H116ZM142 197H144V196H142ZM148 197V196H147ZM192 197V196H191ZM225 197V196H224ZM237 197V196H236ZM16 198H17V196H16ZM21 198V197H20ZM31 198V197H30ZM72 198H75V197H72ZM125 198V197H124ZM210 198V197H209ZM216 198V197H215ZM46 199H47V197H46ZM81 199V198H80ZM129 199H130V197H129ZM159 199V198H158ZM198 199V198H197ZM235 199H238V198H235ZM242 199V198H241ZM252 199V198H251ZM15 200V199H14ZM28 200V199H27ZM43 200V199H42ZM51 200V199H50ZM58 200V199H57ZM71 200V199H70ZM105 200V199H104ZM115 200V199H114ZM186 200V199H185ZM218 200V199H217ZM234 200V199H233ZM20 201V200H19ZM35 201V200H34ZM52 201V200H51ZM73 201V200H72ZM75 201V200H74ZM139 201V200H138ZM159 201V200H158ZM192 201H193V199H192ZM200 201V200H199ZM212 201V200H211ZM210 201V202H211ZM239 201V200H238ZM237 201V202H238ZM252 201V200H251ZM18 202V201H17ZM45 202H46V200H45ZM49 202V201H48ZM99 202V201H98ZM119 202V201H118ZM148 202V201H147ZM155 202H156V200H155ZM154 202V203H155ZM174 202V201H173ZM215 202V201H214ZM230 202V201H229ZM260 202V201H259ZM42 203V202H41ZM52 203V202H51ZM57 203V202H56ZM66 203V202H65ZM103 203V202H102ZM120 203V202H119ZM119 203H117L118 205H119ZM138 203V202H137ZM162 203V202H161ZM196 203V202H195ZM217 203H218V201H217ZM224 203H226V202H224ZM7 204V203H6ZM32 204V203H31ZM48 204H50V203H48ZM64 204V203H63ZM69 204H71V203H69ZM113 204V203H112ZM192 204H194V203H192ZM199 204V203H198ZM209 204V203H208ZM24 205V204H23ZM36 205V204H35ZM38 205H39V203H38ZM68 205V204H67ZM115 205V204H114ZM128 205V204H127ZM127 205H125V206H127ZM146 205V204H145ZM172 205V204H171ZM205 205V204H204ZM213 205V204H212ZM240 205V204H239ZM245 205V204H244ZM255 205H256V203H255ZM260 205H261V203H260ZM264 205V204H263ZM32 206V205H31ZM109 206V205H108ZM111 206V205H110ZM113 206V205H112ZM169 206V205H168ZM188 206V205H187ZM186 206V207H187ZM202 206H203V204H202ZM253 206V205H252ZM8 207V206H7ZM9 207H10V205H9ZM26 207V206H25ZM43 207V206H42ZM42 207H41V209H42ZM45 207H47L46 206V204H45ZM51 207V206H50ZM76 207V206H75ZM77 207H79V205L77 206ZM86 207V206H85ZM90 207V206H89ZM128 207H130V206H128ZM141 207V206H140ZM146 207V206H145ZM149 207H150V212H149V216L148 215H146L145 217H143L142 215H141V213L139 212L138 213V216H137V220H138V222H139V224H142V225H147V222L148 223H150V220L151 219H153L154 217H157L159 214H160V209H161V206H159L158 204H150L149 205ZM152 207V208H151ZM163 207H165V206H163ZM192 207H194V206H192ZM19 208V207H18ZM64 208V207H63ZM87 208V207H86ZM101 208V207H100ZM99 208V209H100ZM103 208H105V207H103ZM102 208V209H103ZM109 208V207H108ZM112 208V207H111ZM115 208V207H114ZM123 208V207H122ZM127 208V207H126ZM184 208V207H183ZM233 208V207H232ZM8 209V208H7ZM16 209V208H15ZM22 209H25V208H23L22 207ZM34 209V208H33ZM39 209V208H38ZM50 209V208H49ZM52 209H55L54 207H52ZM66 209V208H65ZM68 209V208H67ZM118 209V208H117ZM128 209V208H127ZM141 209V208H140ZM149 209V208H148ZM170 209V208H169ZM189 209V208H188ZM199 209V208H198ZM202 209V208H201ZM227 209V208H226ZM51 210V209H50ZM77 210H79V209H77ZM112 210V209H111ZM110 210V211H111ZM184 210V209H183ZM203 210V209H202ZM230 210V209H229ZM239 210H240V208H239ZM242 210V209H241ZM263 210V209H262ZM17 211V210H16ZM31 211V210H30ZM34 211V210H33ZM38 211V210H37ZM82 211V210H81ZM113 211H114V209H113ZM138 211V210H137ZM141 211V210H140ZM162 211H164V210H162ZM207 211H209V209L207 210ZM211 211V210H210ZM214 211V210H213ZM21 212V211H20ZM35 212V211H34ZM51 212V211H50ZM53 212V211H52ZM64 212V211H63ZM62 212V213H63ZM79 212H80V210H79ZM83 212V211H82ZM97 212V211H96ZM187 212H189V211H187ZM186 212V213H187ZM194 212V211H193ZM214 212H216V211H214ZM219 212V211H218ZM32 213V212H31ZM41 213V212H40ZM56 213H57V211H56ZM68 213V212H67ZM69 213H71L70 211H69ZM100 213H101V211H100ZM103 213H105V212H103ZM112 213V212H111ZM136 213V212H135ZM1 214V213H0ZM6 214H7V211H6ZM17 214V213H16ZM46 214V213H45ZM65 214H66V212H65ZM72 214V213H71ZM84 214H86V213H84ZM131 214V213H130ZM171 214V213H170ZM172 214H174V213H172ZM183 214V213H182ZM239 214V213H238ZM242 214V213H241ZM260 214V213H259ZM2 215V214H1ZM20 215V214H19ZM32 215V214H31ZM30 215V216H31ZM53 215H55V214H53ZM64 215V214H63ZM75 215V214H74ZM73 214H72V216H74ZM82 215V214H81ZM112 215H113V213H112ZM135 215V214H134ZM175 215H177V214H175ZM186 215V214H185ZM257 215V214H256ZM15 216V215H14ZM88 216H89V214H88ZM133 216V215H132ZM7 217V216H6ZM32 217V216H31ZM78 217H79V215H78ZM108 217V216H107ZM135 217V216H134ZM160 217V216H159ZM164 217V216H163ZM166 217V216H165ZM173 217V216H172ZM205 217H207V215H206V213H205V216H203V219L205 218ZM232 217V216H231ZM231 217H229V219L231 218ZM245 217H247V216H245ZM244 217V218H245ZM261 217V216H260ZM1 218V217H0ZM73 218V217H72ZM82 218H83V216H82ZM97 218V217H96ZM98 218H99V215H98ZM112 218V217H111ZM149 218V219H148ZM195 218V217H194ZM202 217H197L196 219H187V220H184V221H182L181 223H179V224H177L176 226H173V227H170L169 228V230H168V232L165 234V236L163 237L162 235L161 236H151L152 237V240H153V242L155 243V244H158L162 239H164L165 237H168L167 239H169V240H171V241H173V242H176V241H179V240H181L182 242H183V244H184V246H183V248L180 250V249H174V248H172V249H170V250H168V251H166L165 252V257L167 258V261L169 262V263H171V264H178L179 263V261L181 260V259H187V260H190L189 258H194L195 257V255H198L200 252H201V250H203V249H205V248H207V245H206V243H207V241L205 242L204 240H202L201 238H197V247H193V246H190L187 242H186V240H185V233H186V231H187V229H191V228H193L195 225H196V223H197V220H200ZM209 219H210V217H208ZM218 218H219V216H218ZM222 218V217H221ZM228 218V217H227ZM6 219V218H5ZM79 220H80V218H78ZM87 219V218H86ZM95 219V218H94ZM113 224L111 225V228H110V230H111V232L112 233H115L117 230H119V228H120V226L122 225V223H124V221L126 220V214H125V212L123 211V210H117V212L115 213V215L113 216ZM111 219V220H112ZM158 219V218H157ZM181 219V218H180ZM206 219V218H205ZM232 219V218H231ZM230 219V220H231ZM68 220V219H67ZM106 220V219H105ZM136 220V221H137ZM170 220V219H169ZM236 220V219H235ZM65 221V220H64ZM86 221H88V220H86ZM152 221V220H151ZM203 221V220H202ZM3 222V221H2ZM60 222V221H59ZM105 222V221H104ZM110 222V221H109ZM155 222V221H154ZM200 222V221H199ZM217 222V221H216ZM238 222H241V220H239ZM261 222V221H260ZM14 223V222H13ZM51 223V222H50ZM53 223V222H52ZM71 223V222H70ZM84 223H85V221H84ZM90 223V222H89ZM170 223V222H169ZM168 223V224H169ZM214 223V222H213ZM64 223H62V225H63ZM67 224V223H66ZM77 224V223H76ZM83 224V223H82ZM102 224V223H101ZM136 224V223H135ZM206 224V223H205ZM211 224V223H210ZM209 224V225H210ZM221 224H223V223H221ZM237 223H235V225H236ZM248 224V223H247ZM59 225V224H58ZM67 225H69V224H67ZM73 225V224H72ZM86 225H87V223H86ZM95 225H96V223H95ZM107 225V224H106ZM226 225V224H225ZM234 225V224H233ZM49 226V225H48ZM104 226V225H103ZM219 226V225H218ZM32 227V226H31ZM59 227V226H58ZM63 227V226H62ZM73 227V226H72ZM105 227V226H104ZM211 227V226H210ZM26 228V227H25ZM28 228V227H27ZM68 228V227H67ZM76 228V227H75ZM95 228V227H94ZM100 228H101V226H100ZM197 228V227H196ZM216 228V227H215ZM29 229V228H28ZM46 229H48V227L46 228ZM83 229H84V227H83ZM96 229V228H95ZM162 229V228H161ZM208 229V228H207ZM243 229V228H242ZM21 230V229H20ZM32 230V229H31ZM72 230H73V228H72ZM88 230V229H87ZM86 230V231H87ZM102 230V229H101ZM153 230V229H152ZM210 230V229H209ZM208 230V231H209ZM46 231V230H45ZM79 231V230H78ZM96 231H97V229H96ZM99 231V230H98ZM97 231V232H98ZM124 231V230H123ZM130 231V230H129ZM223 231V230H222ZM238 232V231H237ZM7 233V232H6ZM17 233V232H16ZM72 233V232H71ZM76 233V232H75ZM82 233H84V232H82ZM109 233V232H108ZM116 233H118V232H116ZM139 233V232H138ZM229 233V232H228ZM242 233V232H241ZM49 234V233H48ZM86 234V233H85ZM100 234V233H99ZM120 234V233H119ZM157 234V233H156ZM211 234V233H210ZM226 234V236H227V232L225 233ZM238 234V233H237ZM25 235V234H24ZM29 235V234H28ZM41 235V234H40ZM57 235V234H56ZM107 235V234H106ZM195 235V234H194ZM200 235V234H199ZM222 235V234H221ZM235 235V234H234ZM36 236V235H35ZM42 236H44V235H42ZM47 236V235H46ZM110 236V235H109ZM129 236V235H128ZM229 236V235H228ZM239 236V235H238ZM241 236V235H240ZM20 237V236H19ZM78 237V236H77ZM85 237V236H84ZM98 237H99V235H98ZM117 237V236H116ZM115 237V238H116ZM206 237V236H205ZM204 237V238H205ZM212 237V236H211ZM224 237V236H223ZM39 238H40V236H39ZM44 238V237H43ZM52 238V237H51ZM65 238V237H64ZM100 238V237H99ZM102 238H103V236H102ZM208 238V237H207ZM210 238V237H209ZM228 238V237H227ZM58 239V238H57ZM61 239V238H60ZM110 239V238H109ZM222 239V238H221ZM248 239V238H247ZM22 240H24L23 238H22ZM32 240V239H31ZM62 240V239H61ZM115 240V239H114ZM149 240V239H148ZM188 240V239H187ZM21 241V240H20ZM39 241H41V240H39ZM63 241V240H62ZM72 241H73V239H72ZM85 241V240H84ZM83 241V242H84ZM87 241V240H86ZM120 241V240H119ZM227 241V240H226ZM243 241V240H242ZM26 242V241H25ZM32 242V241H31ZM46 242V241H45ZM66 242V241H65ZM21 243V242H20ZM51 243V242H50ZM62 243V242H61ZM67 243V242H66ZM122 243V242H121ZM179 243V242H178ZM215 243V240L214 239H212V240H210V244L211 245H213ZM227 243V242H226ZM244 243V242H243ZM40 244V243H39ZM53 244V243H52ZM181 244V243H180ZM217 244V243H216ZM38 245V244H37ZM45 245V244H44ZM66 245V244H65ZM64 245V246H65ZM115 245V244H114ZM126 245V244H125ZM130 245H131V243H130ZM182 245V244H181ZM193 245V244H192ZM245 245V244H244ZM34 246V245H33ZM39 246V245H38ZM53 246V245H52ZM77 246V245H76ZM117 246V245H116ZM129 246V245H128ZM142 246H144V245H142ZM175 246V245H174ZM214 246V245H213ZM233 246V245H232ZM26 247V246H25ZM29 247V246H28ZM27 247V248H28ZM32 247V246H31ZM60 247V246H59ZM87 247V246H86ZM96 247H97V245H96ZM218 247V246H217ZM216 247V248H217ZM230 247V246H229ZM56 248V247H55ZM71 248V247H70ZM76 248V247H75ZM104 248V247H103ZM146 248V247H145ZM169 248H171V247H169ZM253 248V247H252ZM33 249V248H32ZM40 249V248H39ZM58 249V248H57ZM61 249V248H60ZM144 249V248H143ZM147 249V248H146ZM156 249V248H155ZM212 249V248H211ZM214 249V248H213ZM219 249V248H218ZM239 249V248H238ZM20 250V249H19ZM25 250V249H24ZM30 250V249H29ZM50 250V249H49ZM127 250V249H126ZM226 250V249H225ZM225 250H224V252H225ZM237 250V249H236ZM22 251V250H21ZM60 251V250H59ZM65 251V250H64ZM134 251V250H133ZM218 251V250H217ZM220 251V250H219ZM44 252V251H43ZM102 252V251H101ZM55 253V252H54ZM60 253V252H59ZM84 254H85V252H83ZM125 253V252H124ZM209 253V252H208ZM220 253V252H219ZM222 253V252H221ZM232 253V252H231ZM234 253V252H233ZM241 253V252H240ZM247 253V252H246ZM256 253H258V254H262V253H264V248H257L256 249ZM22 254V253H21ZM50 254V253H49ZM68 254V253H67ZM87 254V253H86ZM137 254V253H136ZM142 254V253H141ZM55 255H57V254H55ZM62 255V254H61ZM66 255V254H65ZM81 255V254H80ZM79 255V256H80ZM213 255V254H212ZM219 255H221V254H219ZM223 255V254H222ZM54 256V255H53ZM52 256V257H53ZM79 256H77V258L79 257ZM94 256V255H93ZM109 256V255H108ZM123 256V255H122ZM145 256V255H144ZM202 256H204V255H202ZM206 256H207V254H206ZM16 257V256H15ZM74 257V256H73ZM199 258L201 257V255H199L198 256ZM244 257V256H243ZM127 258V257H126ZM145 258V257H144ZM196 258V257H195ZM14 259V258H13ZM33 259V258H32ZM57 259V258H56ZM80 259V258H79ZM122 259V258H121ZM220 259H223V258H219V260ZM59 260V259H58ZM76 260V259H75ZM107 260V259H106ZM204 260V259H203ZM240 260V259H239ZM264 260V259H263ZM262 260V261H263ZM62 261V260H61ZM111 261V260H110ZM143 261V260H142ZM141 261V262H142ZM146 261V260H145ZM197 261V260H196ZM224 261V260H223ZM208 262V261H207ZM227 262H228V260H227ZM230 262V261H229ZM254 262V261H253ZM13 264H14V262H12ZM133 263V262H132ZM193 263V262H192ZM197 263H199V262H197ZM204 263H206V260H205V262ZM256 263V262H255ZM130 264V263H129ZM137 264V263H136ZM183 264V263H182ZM186 264V263H185ZM200 264V263H199ZM225 264H226V261H225Z\"/></svg>", "mask_w": 264, "mask_h": 264}]
</instances>
